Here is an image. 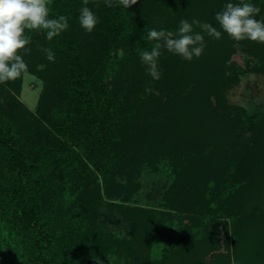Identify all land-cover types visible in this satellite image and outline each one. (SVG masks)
I'll use <instances>...</instances> for the list:
<instances>
[{
    "label": "trees",
    "instance_id": "16d2710c",
    "mask_svg": "<svg viewBox=\"0 0 264 264\" xmlns=\"http://www.w3.org/2000/svg\"><path fill=\"white\" fill-rule=\"evenodd\" d=\"M111 2L48 0L49 19L66 17L67 29L51 41L47 30L25 31L31 51L19 54L43 81L36 113L13 93L22 75L0 84V222L19 240L22 264H264V113L248 115L226 98L241 75H264V43L235 41L215 20L227 3H250L264 22V0ZM85 6L99 19L90 33L79 21ZM193 19L221 38L193 25L202 55L187 61L162 48L154 80L140 59L157 43L149 30L175 35ZM142 99L155 103L136 115ZM163 161L172 173L168 211L129 209L125 188ZM103 208L132 221L131 262L119 248L125 240L103 241L111 237L100 227ZM158 235L169 241L155 257ZM3 248L0 241V256Z\"/></svg>",
    "mask_w": 264,
    "mask_h": 264
},
{
    "label": "clouds",
    "instance_id": "9594fccd",
    "mask_svg": "<svg viewBox=\"0 0 264 264\" xmlns=\"http://www.w3.org/2000/svg\"><path fill=\"white\" fill-rule=\"evenodd\" d=\"M137 0H119V4L131 7ZM88 0H84L87 5ZM106 6L112 7L111 0H106ZM260 12L259 7L250 3H227L217 12L215 20L224 33H227L235 41L245 39L264 43V22L258 21L255 16ZM80 25L87 32H92L99 23L98 17L88 7H82L79 16ZM193 25H197L202 32L216 39L221 38L218 31L210 23H201L193 19L181 20L178 32L168 30L150 29L148 40L157 41L151 51L140 53V59L147 66L149 75L154 80L161 79V71L158 66V58L161 49L178 54L183 59L191 61L193 57L199 58L206 47L204 36L201 32L193 31ZM68 27L67 18L59 16L49 19L48 0H0V84L15 80L27 72L28 66L20 55V51L28 53L26 48L30 44L26 38V30H47L46 37L51 41L59 36ZM49 61H54L55 56L51 49H43ZM152 92L151 88L146 89ZM156 95L159 93L156 92Z\"/></svg>",
    "mask_w": 264,
    "mask_h": 264
},
{
    "label": "rangeland",
    "instance_id": "374dc122",
    "mask_svg": "<svg viewBox=\"0 0 264 264\" xmlns=\"http://www.w3.org/2000/svg\"><path fill=\"white\" fill-rule=\"evenodd\" d=\"M241 54V52H240ZM21 83L18 86V91H13L15 93V98L19 100L26 108L32 112L36 113L39 97L43 90V81L37 78L36 76L30 73H23L21 78ZM141 94V93H139ZM227 102L231 106H239L245 109L248 115L254 114H263L264 113V75L260 73H246L240 76L239 84L232 87L226 93ZM146 99V98H145ZM141 100L140 103L145 107L144 110L137 106L134 111L135 114L146 112L147 109H150L151 105L153 106L154 101H150L151 105L143 103ZM139 104V103H138ZM23 118H21L22 124ZM18 121V124L21 125ZM240 134L245 137L249 136V131L245 125L240 126ZM3 154L0 151V189H2V183L4 182L5 174L2 169V159ZM125 176V175H124ZM141 183L139 182L138 187L131 189L129 186L125 189V193L122 194L123 201L122 203L126 204L129 209L134 207L142 208L143 210H157V211H168L166 210L165 201H163V193L165 192L164 187H167L171 183L172 173H170V167L166 161H163L159 166L146 168L141 176ZM125 177H118V182H122ZM122 179V180H121ZM116 181V179H115ZM103 186V184H101ZM157 188L158 191H154ZM114 191H111L113 193ZM153 192V194H152ZM87 196L94 197V193L88 192ZM120 199L117 197L113 202L119 203ZM110 202V200H107ZM112 211L119 213L117 208L112 209ZM120 214V213H119ZM119 214H116L115 217H112L108 212V209L103 208L99 211V223L100 227L105 230L104 234L111 235L102 236V239L106 244L113 246L117 242L116 238L119 240H125L122 243L121 251L124 253V261H132L135 257L131 245H134L135 242L132 241V221H123ZM134 229V228H133ZM115 239V240H114ZM0 241L4 242L3 256H0V264H22L20 257V247L19 240L16 236L9 237L3 225L0 222ZM115 241V242H114ZM169 236L163 235L157 236L156 242L154 244V256L158 257L161 248L164 245L168 244ZM119 245V244H115ZM137 245V242H136ZM135 248V247H134ZM134 257V258H133Z\"/></svg>",
    "mask_w": 264,
    "mask_h": 264
}]
</instances>
